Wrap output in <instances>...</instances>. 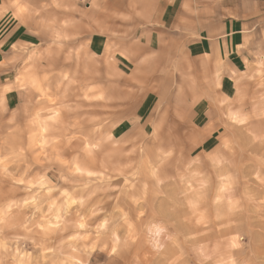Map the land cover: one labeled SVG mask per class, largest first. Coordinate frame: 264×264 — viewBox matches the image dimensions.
I'll return each instance as SVG.
<instances>
[{
    "label": "rangeland",
    "instance_id": "1",
    "mask_svg": "<svg viewBox=\"0 0 264 264\" xmlns=\"http://www.w3.org/2000/svg\"><path fill=\"white\" fill-rule=\"evenodd\" d=\"M42 2L30 0L37 8ZM64 2L75 11L55 41L34 36L35 25L26 18L9 13L0 19V38L13 20L34 36L15 47L1 44L0 60L31 56L29 80L43 89L0 93V158L5 159L0 172L7 167L13 177L30 178L47 167L37 159H51L54 152L79 159L85 172L101 174L99 181L83 179L99 191L95 206L114 221L120 244L112 254L111 236L105 234L109 248L98 246L90 264H264V87L248 78L250 65L264 52V22L261 44L230 81L235 85L221 86V70L187 56L201 23L216 21L212 0L193 1L191 17H180L187 27L153 44L164 53L140 55L125 54L128 46L146 41L136 39L129 16L111 24L104 53L89 49L92 36L103 34V17L119 14V0L114 6L111 0ZM13 75L0 72V82ZM39 140L48 141L46 151L36 147ZM48 176L60 184L59 169ZM30 195L26 185L0 174V204ZM78 211L86 209L74 206L65 219L76 218ZM16 214L23 219L32 210ZM69 234L57 235L52 246Z\"/></svg>",
    "mask_w": 264,
    "mask_h": 264
},
{
    "label": "clouds",
    "instance_id": "2",
    "mask_svg": "<svg viewBox=\"0 0 264 264\" xmlns=\"http://www.w3.org/2000/svg\"><path fill=\"white\" fill-rule=\"evenodd\" d=\"M18 4L27 9L22 15L18 12ZM74 11L75 8L65 3L64 0H43L38 8L32 7L30 0H0V19L9 13L18 18H26L35 25L33 35L41 40L47 35L55 41L56 34L69 27ZM51 12L66 15L61 19L59 15H48ZM17 63H23L24 67L19 71L17 68L9 69V65ZM31 63V56L22 62L14 58L0 60V72H14L11 79L0 82V93L7 94L17 89L43 91L37 83L34 86L29 80L32 71ZM245 63H248L247 57ZM248 78L259 79L260 86L264 87V52L257 57V63L250 65ZM0 114L4 113L0 112ZM7 122L12 124L14 116H9ZM49 123H51L50 118ZM43 131L45 135L48 134V128H44ZM47 146V140H39L36 147L41 151H46ZM24 151V149L20 150L21 156ZM84 155L89 160L91 159L90 154L85 153ZM261 159L264 164V158ZM36 162L47 167L43 172L27 179L25 178L27 173L18 178L13 177L7 167L0 172L12 179L14 184L26 185L31 193L30 197L22 202L9 200L0 204V264H90L89 256L96 251L98 246L101 250L109 248V244L102 240L105 234H109L113 242L110 252L117 253L120 237L113 230L114 221L101 215L94 201L99 191L83 179L95 177L99 181L101 174L89 170L95 175H81L76 170L78 166L84 171V165L79 159L73 160L63 154L56 155L54 152L51 159H37ZM4 163L5 159L0 158V165ZM52 168L60 170V184L48 176ZM61 184L65 187H61ZM99 186L97 184V188ZM45 205H47V211H44ZM74 206H78L80 210L86 209V211L83 214L78 211L76 218L66 220L65 215L68 209ZM20 208H30L32 214L20 219L16 214V210ZM37 213H40L39 217ZM69 230L71 234L61 239L56 246H52V241L57 235L64 236ZM225 264H235V261H227Z\"/></svg>",
    "mask_w": 264,
    "mask_h": 264
},
{
    "label": "crops",
    "instance_id": "3",
    "mask_svg": "<svg viewBox=\"0 0 264 264\" xmlns=\"http://www.w3.org/2000/svg\"><path fill=\"white\" fill-rule=\"evenodd\" d=\"M119 1L122 10L120 9L119 14H116L118 18L111 15L104 16L103 34H95L90 39L89 49L93 54L104 53L107 42L105 33L114 31L111 27L113 22L127 21L126 18L123 19L127 16H129L127 22L134 23L136 39L138 40L142 36L146 41L128 46L129 49L125 51V54L140 55L143 51L156 53L154 43L157 44L164 37L174 38L173 33L176 29L187 27L188 23L180 22V17H191L192 2H206V0ZM212 1L217 13L216 21L209 23L208 20H204L201 23L197 38L188 45L187 56L191 60L205 63V65L209 64L215 70H221L223 72L221 86H232L235 85V83L230 82L234 80L232 78H236L239 72L246 68V57L249 62L253 58L257 46L261 44L262 36L259 30L262 29L261 23L264 22V0ZM110 5H115L114 0H111ZM92 6L93 4L87 9L91 10ZM129 7H133L130 14L126 12ZM86 14L91 13L87 12ZM203 16L205 15L200 13V17ZM194 18L191 19L195 20ZM129 29L131 28L129 27L125 32L129 33ZM172 31L173 33H171ZM33 38L34 36L29 34L24 26L13 20L7 24L1 34L0 45L5 43L10 44V46L26 44ZM107 48L111 49L109 46ZM0 53L3 54V51ZM157 53H164V50L161 49ZM232 72L236 73L235 77H233Z\"/></svg>",
    "mask_w": 264,
    "mask_h": 264
},
{
    "label": "snow or ice",
    "instance_id": "4",
    "mask_svg": "<svg viewBox=\"0 0 264 264\" xmlns=\"http://www.w3.org/2000/svg\"><path fill=\"white\" fill-rule=\"evenodd\" d=\"M17 9H18V12H19V14H24L26 11H27V9L24 7V6H21V5H17ZM6 34V33H5ZM33 85L35 86L36 85V81H33ZM5 91H7V89L5 90ZM98 99L100 98V97H97ZM3 104V100L2 99H0V105H2ZM56 115H58V113L56 114ZM50 119H55V116H52V117H50ZM77 172L79 173V174H81V175H84V174H87V175H89V176H93V175H95V173H93V172H91V171H87L86 173H85V171H83V170H81L78 166H77ZM126 182V181H125ZM117 183H119V181H117Z\"/></svg>",
    "mask_w": 264,
    "mask_h": 264
}]
</instances>
